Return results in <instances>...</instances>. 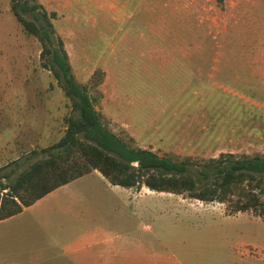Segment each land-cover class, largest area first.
<instances>
[{
	"label": "rangeland",
	"instance_id": "obj_1",
	"mask_svg": "<svg viewBox=\"0 0 264 264\" xmlns=\"http://www.w3.org/2000/svg\"><path fill=\"white\" fill-rule=\"evenodd\" d=\"M38 1L55 13L75 79H99L89 93L113 133L193 163L264 154L263 0ZM39 50L0 0V166L15 172L62 135L69 113ZM134 192L91 171L57 187L0 220V264H72L63 244L94 226L124 234L129 264H264V221L251 211Z\"/></svg>",
	"mask_w": 264,
	"mask_h": 264
},
{
	"label": "trees",
	"instance_id": "obj_2",
	"mask_svg": "<svg viewBox=\"0 0 264 264\" xmlns=\"http://www.w3.org/2000/svg\"><path fill=\"white\" fill-rule=\"evenodd\" d=\"M212 1L220 4L223 0ZM9 10L22 31L38 41L41 66L58 83L69 113L63 116L62 135L41 148L40 157L18 172L0 166V220L96 170L111 185L135 190L144 186L155 192L219 202L225 204L228 215L251 211L264 221V154L234 157L219 153L193 163L188 157L158 155L134 145L130 136L116 135L95 109L97 96L89 93L99 79L88 87L73 76L62 39L55 35L50 21L55 13H46L38 0H9Z\"/></svg>",
	"mask_w": 264,
	"mask_h": 264
},
{
	"label": "crops",
	"instance_id": "obj_3",
	"mask_svg": "<svg viewBox=\"0 0 264 264\" xmlns=\"http://www.w3.org/2000/svg\"><path fill=\"white\" fill-rule=\"evenodd\" d=\"M223 2H225V0H223L220 4H222ZM241 27H242L241 24L240 25L237 24L233 28L234 33L232 32V34H230L229 36H231L233 39L235 38L236 40L240 39V36H242L241 31H240ZM251 55L252 54L250 53L248 55V58H251ZM237 62H238L237 57L236 55H234L233 63L237 64ZM253 63L254 61L253 62L249 61L248 64H253ZM91 172H97V171L92 170ZM84 175L77 177L70 182L77 181L80 178H82ZM125 189L128 191L130 189L133 190L132 188H125ZM138 191H141L143 193H148V194H152L153 192H155V191L147 189L144 186H141L137 190V192ZM137 192H134V193H137ZM110 231L111 230L108 231L104 229H99L98 226H94L93 228L84 229L82 232L75 234L72 241H69L63 244L61 253L69 257L68 258L69 262L72 264H129L131 251L128 249V246L126 244V237L124 236V234H120V233L113 234ZM115 239L117 240L114 241Z\"/></svg>",
	"mask_w": 264,
	"mask_h": 264
}]
</instances>
